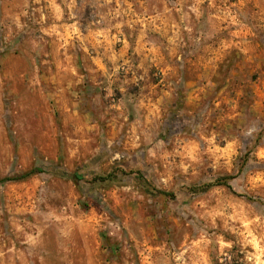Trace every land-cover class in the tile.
Returning a JSON list of instances; mask_svg holds the SVG:
<instances>
[{
    "label": "rangeland",
    "instance_id": "374dc122",
    "mask_svg": "<svg viewBox=\"0 0 264 264\" xmlns=\"http://www.w3.org/2000/svg\"><path fill=\"white\" fill-rule=\"evenodd\" d=\"M34 167L0 264H264V0H0V178Z\"/></svg>",
    "mask_w": 264,
    "mask_h": 264
},
{
    "label": "trees",
    "instance_id": "16d2710c",
    "mask_svg": "<svg viewBox=\"0 0 264 264\" xmlns=\"http://www.w3.org/2000/svg\"><path fill=\"white\" fill-rule=\"evenodd\" d=\"M42 169L41 168H37V167H34V168H31L19 175H16V176H5V177H2L0 178V182H8V181H16V180H21V179H25L27 177H29L30 175L34 174V173H38V172H41ZM60 175L61 176H64V177H73L77 180L78 176H77V173H72V174H68L67 172H64L62 170L59 171ZM100 179L101 181H114V180H117L118 179V176H117V172H114V171H110L106 176H95L94 175V179ZM230 178V176H222L218 179V181H225L226 179ZM221 183V182H219ZM212 184H205L203 185L202 187H200L199 191H205L207 190ZM195 190V187L193 188ZM158 192H161V193H165L166 195H173L171 192H166V191H162V190H159ZM215 264H244L239 258L237 255H234V254H230L228 256H225L223 258L222 261H215Z\"/></svg>",
    "mask_w": 264,
    "mask_h": 264
}]
</instances>
